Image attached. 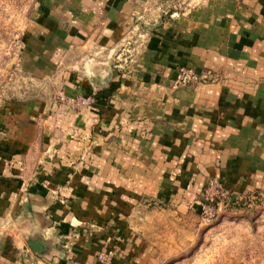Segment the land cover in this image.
I'll return each instance as SVG.
<instances>
[{
	"label": "crops",
	"instance_id": "0c3cea01",
	"mask_svg": "<svg viewBox=\"0 0 264 264\" xmlns=\"http://www.w3.org/2000/svg\"><path fill=\"white\" fill-rule=\"evenodd\" d=\"M195 1L170 23L157 9L164 0H37L22 67L56 77V97L0 104V211L17 219L25 247L23 260L0 251V264H100L108 235L121 238L113 264H146L148 246L125 221L139 199L197 207L207 176L235 191L257 185L264 95L243 99L215 82L169 87L178 65L262 83L264 0ZM141 18L151 30L124 73L73 68L78 52L111 55ZM61 94L97 101L75 111Z\"/></svg>",
	"mask_w": 264,
	"mask_h": 264
},
{
	"label": "rangeland",
	"instance_id": "374dc122",
	"mask_svg": "<svg viewBox=\"0 0 264 264\" xmlns=\"http://www.w3.org/2000/svg\"><path fill=\"white\" fill-rule=\"evenodd\" d=\"M196 5L195 0H164L157 4V9L164 17L160 18L161 20L175 23L180 14L189 15ZM36 9L37 0H0V104L8 100L30 98H41L50 102L56 97V77L43 78L38 74L26 72L22 67L24 31L34 22ZM149 30L150 24L142 18L138 19V23L121 39L111 55L109 52H78L71 57L77 62L73 68L78 72L90 74L89 72L97 69L107 71L115 65V68L124 73L144 45ZM221 75L222 72L205 70L199 73L192 67L178 65L169 89H184L198 83L215 82L226 88L236 86L242 89L245 91V95L241 97L243 99L253 96L257 89L256 96L264 95V81L260 84L250 81L232 83L225 82ZM80 97L85 96L61 94L56 99L59 104L71 109L67 101ZM86 97H92L90 104L71 110L87 109L97 101L96 95ZM251 104L249 111L254 113L256 103ZM257 108H260L258 111L264 115V106L257 104ZM259 117L261 118V115ZM254 118L255 116H250V119ZM250 126L254 127V124L250 123ZM255 179L258 180L257 185L235 191L227 188L218 178L207 176L197 207L192 202H188L185 208H179L144 197L139 199L138 206H133L132 210L128 208L124 214L125 221H128L136 237L148 246L150 254L144 262L264 264V174L255 175L252 180ZM206 204H211L214 208L208 221L203 219L201 212V208ZM16 232L18 233L17 219L13 216L7 217L0 211V251L11 252L23 260L25 247L21 248L16 242ZM120 241L118 235L106 236L103 239L105 247L97 254V262L113 264L120 249ZM70 248V244L64 242L59 247L66 253ZM101 254L107 255L105 262L99 261L98 256Z\"/></svg>",
	"mask_w": 264,
	"mask_h": 264
},
{
	"label": "built area",
	"instance_id": "2783aa9c",
	"mask_svg": "<svg viewBox=\"0 0 264 264\" xmlns=\"http://www.w3.org/2000/svg\"><path fill=\"white\" fill-rule=\"evenodd\" d=\"M63 97H61V100ZM92 102V97H80L78 99H71L68 100L67 103L70 106L71 109L80 108V107H86V105L90 104ZM214 208L211 206V204H206L201 208L203 219L208 221L210 219L211 214L213 213ZM98 259L100 262H105L107 259V255L101 254L98 256Z\"/></svg>",
	"mask_w": 264,
	"mask_h": 264
}]
</instances>
